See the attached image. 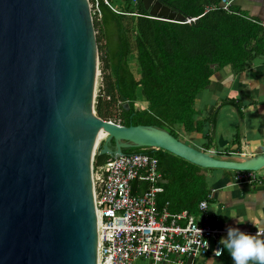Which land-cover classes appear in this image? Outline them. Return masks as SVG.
Masks as SVG:
<instances>
[{
    "label": "water",
    "instance_id": "95a60500",
    "mask_svg": "<svg viewBox=\"0 0 264 264\" xmlns=\"http://www.w3.org/2000/svg\"><path fill=\"white\" fill-rule=\"evenodd\" d=\"M150 18L191 23L160 0ZM99 54L89 0H0V264H97L91 179L99 155L163 150L203 169L255 172L264 154L226 158L152 126L95 111Z\"/></svg>",
    "mask_w": 264,
    "mask_h": 264
},
{
    "label": "trees",
    "instance_id": "16d2710c",
    "mask_svg": "<svg viewBox=\"0 0 264 264\" xmlns=\"http://www.w3.org/2000/svg\"><path fill=\"white\" fill-rule=\"evenodd\" d=\"M97 1L99 14L93 15V22L104 83L96 98L98 116L126 127H157L177 139L182 132L196 133L202 140L203 151H209L213 142L209 129L216 112L199 120L196 98L224 67L242 73L251 65L264 64V24L233 3L229 10L222 9L220 0H160L185 18L195 19L183 24L160 21L150 18L142 0H137L132 45L124 20L133 12H118L104 0ZM123 1L130 4L132 0ZM110 31L115 37L112 47L105 43ZM132 54L138 77L129 65ZM138 90L148 103L145 110L136 108ZM102 144L96 152L95 164L110 158L99 155ZM140 152L158 161L161 178L157 186L162 189L156 197L159 214L187 212L196 216L200 213L199 204L210 202L211 183L205 174L219 169H203L163 150L134 148L124 154ZM137 183L133 184V194L146 188L139 183L141 188L136 190ZM219 263L234 264L226 249Z\"/></svg>",
    "mask_w": 264,
    "mask_h": 264
},
{
    "label": "built area",
    "instance_id": "2783aa9c",
    "mask_svg": "<svg viewBox=\"0 0 264 264\" xmlns=\"http://www.w3.org/2000/svg\"><path fill=\"white\" fill-rule=\"evenodd\" d=\"M89 3L92 17L99 14L98 1L89 0ZM232 3L233 0H220L219 6L229 10ZM237 176L239 182L262 184L264 168L237 172ZM160 178L157 159L143 152L112 157L102 164H95L94 156L91 179L97 218V264H135L139 260L152 264H192L195 259L218 260L222 256L220 237L224 232L210 218L197 221L187 212L158 213L156 197L162 192L157 186ZM136 182V190L141 184L146 188L133 194ZM206 210L207 202H201L199 211ZM246 232L264 238L263 229Z\"/></svg>",
    "mask_w": 264,
    "mask_h": 264
},
{
    "label": "crops",
    "instance_id": "0c3cea01",
    "mask_svg": "<svg viewBox=\"0 0 264 264\" xmlns=\"http://www.w3.org/2000/svg\"><path fill=\"white\" fill-rule=\"evenodd\" d=\"M233 4L264 24V0H234ZM137 101L141 104L137 109H147L148 103L140 90ZM196 110L199 120L216 112L209 129L213 140L209 152L240 160L264 154V64L251 65L242 73H236L230 66L216 72L210 85L197 96ZM180 134L183 139L188 137L192 147L203 150L196 133ZM205 176L211 183L210 202L205 213L199 211L194 216L197 221L210 218L224 232L220 240L229 227L264 230V183L239 182L236 171L217 170ZM209 259H195L192 264H208ZM215 264H220L219 259Z\"/></svg>",
    "mask_w": 264,
    "mask_h": 264
},
{
    "label": "clouds",
    "instance_id": "9594fccd",
    "mask_svg": "<svg viewBox=\"0 0 264 264\" xmlns=\"http://www.w3.org/2000/svg\"><path fill=\"white\" fill-rule=\"evenodd\" d=\"M220 244L230 254L234 264H264V238L239 227H229ZM209 264H213L212 258Z\"/></svg>",
    "mask_w": 264,
    "mask_h": 264
},
{
    "label": "rangeland",
    "instance_id": "374dc122",
    "mask_svg": "<svg viewBox=\"0 0 264 264\" xmlns=\"http://www.w3.org/2000/svg\"><path fill=\"white\" fill-rule=\"evenodd\" d=\"M106 1L110 4L112 9H114L115 11L133 12L131 14H128L126 19L124 20V24L127 27V29L129 30L130 41L133 45V40H134V37L136 35V26H135L136 14L135 13H136V10L138 7L137 0H132L130 4L125 3L123 0H106ZM112 33L113 32L110 31V38H106V42H105L107 44V46H109V47H112L115 45V43H114L115 37L113 36ZM105 37H107V36H105ZM128 61H129V65H130L132 72L134 73V75L136 77H138L139 76V70H138V67L136 65V60L134 58V54H132V56L129 57ZM98 70H99L98 71V82H99V91H100L101 88L104 86L100 61H99ZM140 105L141 104L139 103V101H137L136 107H139ZM179 140L182 141L183 143L189 145V146H192L188 137H185V139H183L181 136V137H179ZM212 261H213V264H215L217 262V260H212ZM135 264H152V262H148L147 260L146 261L145 260H139V261L135 262ZM208 264H209V262H208Z\"/></svg>",
    "mask_w": 264,
    "mask_h": 264
},
{
    "label": "bare ground",
    "instance_id": "6f19581e",
    "mask_svg": "<svg viewBox=\"0 0 264 264\" xmlns=\"http://www.w3.org/2000/svg\"><path fill=\"white\" fill-rule=\"evenodd\" d=\"M104 139V136H100V138L98 140H96V142L93 144L92 148H91V156H95V153L100 145V143L102 142V140Z\"/></svg>",
    "mask_w": 264,
    "mask_h": 264
}]
</instances>
